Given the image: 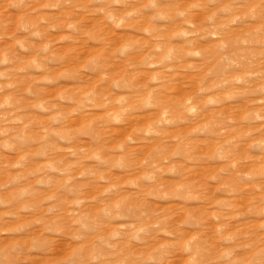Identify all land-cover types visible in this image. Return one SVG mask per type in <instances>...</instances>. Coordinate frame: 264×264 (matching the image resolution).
I'll return each mask as SVG.
<instances>
[{"label":"rangeland","instance_id":"1","mask_svg":"<svg viewBox=\"0 0 264 264\" xmlns=\"http://www.w3.org/2000/svg\"><path fill=\"white\" fill-rule=\"evenodd\" d=\"M0 264H264V0H0Z\"/></svg>","mask_w":264,"mask_h":264}]
</instances>
